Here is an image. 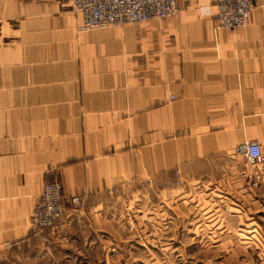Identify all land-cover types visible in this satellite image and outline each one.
I'll list each match as a JSON object with an SVG mask.
<instances>
[{
  "label": "crops",
  "instance_id": "crops-1",
  "mask_svg": "<svg viewBox=\"0 0 264 264\" xmlns=\"http://www.w3.org/2000/svg\"><path fill=\"white\" fill-rule=\"evenodd\" d=\"M252 2L237 30L219 28L212 0H178L177 17L78 32L73 0H0V264H264V164L237 153L264 151ZM53 174L65 218L35 237Z\"/></svg>",
  "mask_w": 264,
  "mask_h": 264
},
{
  "label": "built area",
  "instance_id": "built-area-1",
  "mask_svg": "<svg viewBox=\"0 0 264 264\" xmlns=\"http://www.w3.org/2000/svg\"><path fill=\"white\" fill-rule=\"evenodd\" d=\"M212 3L216 9L214 17L220 29L237 30L246 27L254 9L252 0H212ZM73 9L81 17V23L76 28L78 32L165 20L180 14L178 0H73ZM237 153L251 168L264 164V151L259 143L245 142L238 147ZM180 174L181 171L177 170L176 177L179 180ZM147 185V182H142L141 190ZM109 194L119 195L120 188L109 190ZM68 201L73 212L81 210V195H72ZM65 202L62 184L58 175L53 174L50 179L45 180L40 198L30 216L31 235L37 237L46 229L61 227L66 213Z\"/></svg>",
  "mask_w": 264,
  "mask_h": 264
},
{
  "label": "rangeland",
  "instance_id": "rangeland-1",
  "mask_svg": "<svg viewBox=\"0 0 264 264\" xmlns=\"http://www.w3.org/2000/svg\"><path fill=\"white\" fill-rule=\"evenodd\" d=\"M174 186H176V183H174ZM127 208L128 207H126V210H127ZM155 243L156 242H154V244ZM190 256L192 258L194 257V259L196 261L198 260L199 261L198 264H211V263H209V260H208L209 257H208L207 254H202V255H193V254H190ZM195 256H197L199 258H196ZM254 256L257 257L258 255L256 254ZM153 258H154V263L155 262H157V263L166 262V263H163V264H183L182 262L180 263L178 256L175 253H172V252L166 253L165 255H162L160 253H153ZM192 258L189 259V260H187V258H186V261H189V262L191 261L192 262L193 261ZM243 261L246 262L245 264H250L249 262H253L252 260L249 261L248 258H246V255L245 254H238V255H233V257L230 259V262L228 264H241V262H243ZM186 264H192V263H186Z\"/></svg>",
  "mask_w": 264,
  "mask_h": 264
}]
</instances>
